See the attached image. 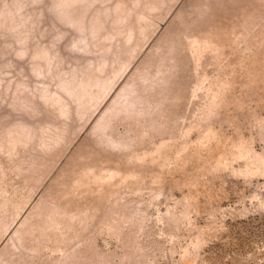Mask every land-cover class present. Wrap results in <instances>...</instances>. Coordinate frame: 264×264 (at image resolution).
<instances>
[{
	"label": "rangeland",
	"instance_id": "rangeland-1",
	"mask_svg": "<svg viewBox=\"0 0 264 264\" xmlns=\"http://www.w3.org/2000/svg\"><path fill=\"white\" fill-rule=\"evenodd\" d=\"M0 264H264V0H0Z\"/></svg>",
	"mask_w": 264,
	"mask_h": 264
}]
</instances>
